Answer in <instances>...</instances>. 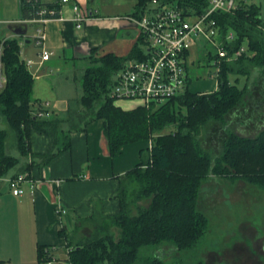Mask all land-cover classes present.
I'll return each instance as SVG.
<instances>
[{"label": "trees", "instance_id": "trees-1", "mask_svg": "<svg viewBox=\"0 0 264 264\" xmlns=\"http://www.w3.org/2000/svg\"><path fill=\"white\" fill-rule=\"evenodd\" d=\"M161 1L178 4L188 13H199L208 5L207 0ZM149 2L137 0L132 15H142ZM20 10L28 21L42 16L58 17L59 0H20ZM213 17L219 26V39L229 53L228 59L217 63L215 90L198 92L187 88L162 103L124 109L109 94L113 74L126 60L140 58L141 46L134 47L126 57L100 53L94 48L82 74V94L75 99V106L68 104L65 116L55 110H50L49 117L33 114L35 103L40 101L33 98L34 78L20 58L19 41L0 39V60L6 76L0 88V121L4 119L14 132L16 149L23 158L29 153L32 131L49 139L47 150L38 155L46 162L70 147L71 131L84 130L87 123L99 118L110 155L117 154L125 144L151 141L146 157L142 154L140 161L120 179L116 193L119 211L100 217V222L92 218L94 229L87 239L75 243L68 240L66 246L72 248L65 259L70 264H169L162 258L160 246L170 244L176 251L191 250L207 230L208 220L198 210L197 200L201 183L210 173L240 177L264 188V127L253 137L229 132L221 154L215 157L197 139L207 121H225L227 114L245 102L248 83L237 84L241 75L248 79L245 63L264 72L261 6L246 3L233 12L217 11ZM230 31L235 38L228 42L225 36ZM244 43L246 50L231 58ZM231 74L235 76L233 81ZM169 126L174 129L163 132ZM7 135V129L0 126V175L9 173L21 161L6 151ZM126 179L133 183L129 189ZM51 247L37 246L39 263L50 259L47 253ZM142 247L153 250L150 255L141 256Z\"/></svg>", "mask_w": 264, "mask_h": 264}, {"label": "crops", "instance_id": "crops-1", "mask_svg": "<svg viewBox=\"0 0 264 264\" xmlns=\"http://www.w3.org/2000/svg\"><path fill=\"white\" fill-rule=\"evenodd\" d=\"M42 1L46 3L53 0ZM136 1L59 0V16L40 22L22 17L20 0H0V39L15 38L19 41L20 58L34 78L33 98L48 101L49 107L55 103L61 105L65 100L70 101L74 92L70 91L74 88L71 81L56 79L50 73L63 67L67 72L70 67L78 65L83 68V73L94 48L100 53L111 52L126 57L134 47L141 46L139 29L128 18L134 11ZM73 4H77L80 12L86 15L80 27H76L73 20ZM14 21L27 24L25 34H16L8 28V24ZM38 27H42L45 34L41 43H37L35 38ZM43 48L51 54L42 61L40 53ZM28 60L30 63H27ZM36 80H40L42 87L48 85L54 95L43 99L38 96L35 91ZM216 88L217 79L212 88L198 92H209ZM118 101L121 100H116V104L121 106ZM126 102L129 104V100ZM136 105L130 103L121 107L130 109ZM261 105H250L249 108L254 107L251 111L253 115H240L242 121L237 125L255 123L258 126L263 121ZM233 114L237 116L235 112L230 113ZM102 128L103 121L99 118L87 123L84 130L71 131L70 147L46 162L38 155L47 150L49 139L35 130L31 132L28 155L21 159L16 170L8 174L28 171L34 179V186L31 188L25 183L23 194L18 196L10 192L6 183H0L2 264H31V261L32 264H38V245H56V258L61 257L68 262L65 259L68 240L75 243L84 238L92 218L110 216L119 211L116 193L120 179L140 161L142 154L146 157L150 140L125 144L117 154L110 155ZM239 131L235 133L247 136L242 128ZM27 164L30 165L25 170ZM225 178L246 181L240 177ZM57 207L66 212H58Z\"/></svg>", "mask_w": 264, "mask_h": 264}, {"label": "rangeland", "instance_id": "rangeland-1", "mask_svg": "<svg viewBox=\"0 0 264 264\" xmlns=\"http://www.w3.org/2000/svg\"><path fill=\"white\" fill-rule=\"evenodd\" d=\"M246 1L249 4L255 3L261 6L262 24L259 27L264 37V0ZM131 16L132 15L128 16V18ZM230 32L234 35L233 38H235V34L232 31ZM140 40L143 41L142 37H140ZM243 46L247 47L246 43H244ZM216 54L217 48L206 40H201L191 46L190 57L187 62L190 90L204 91L213 87L216 81V67L213 63ZM245 65L247 72H249L247 74L248 79L246 80L245 77L241 75L237 84L241 86L247 81L250 88L249 92H247V98L243 103L246 107L240 105L235 108L237 109L236 111H232L239 117L234 116V114L230 115V113H232L230 112L226 115L225 121L210 119L197 135V139L200 140L202 147L213 157L221 154L224 140L228 137L229 132L232 131L235 133L237 130L238 133H240L239 130L242 128L247 136L253 137L264 127V72H261L259 69L256 70L248 62L245 63ZM80 67L79 65L74 68L70 67L71 69L67 72L63 67L54 71V73H50V75L56 79L65 78L67 82L70 80L74 87L73 90L70 91L74 92L71 95L73 98L70 101H62L61 105L55 103L53 107L52 105L48 107L49 109L53 108L59 114H63L68 104H70V106L74 105L75 99L81 96L83 68ZM234 78L235 76L231 74L230 80L233 81L235 80ZM39 83L40 80L35 81V91L38 96L43 99L54 95V92L50 91L48 85L42 87ZM55 86L61 85L56 84ZM126 101L128 100H121L118 102L121 106L130 105V103L135 104L134 101L129 100V104ZM164 101L166 100L162 102ZM258 103L262 104L263 121H261L258 126H255V123L247 125L240 124V126H238L237 124L242 121L240 115H248L254 109L253 106L249 108L250 105H258ZM251 114L253 115V113ZM0 126L7 129L8 132L6 138V151L20 159H24L16 149L14 132L7 126L4 119L0 121ZM172 129H174V127L169 126L165 128L163 132H168ZM17 167V165L13 167L9 173L16 170ZM125 184L128 189L133 185V183L127 179L125 180ZM197 208L208 220L205 234L198 240L196 245L188 251H176L170 244H163L160 246L161 256L166 263L198 264V262L202 261L203 264H264V250L262 249V242L264 239L263 187L255 186L248 181L227 179L217 174L210 173L201 183ZM99 220H101V218L98 217L96 221L100 222ZM90 225L86 228L87 231L84 233L85 236L82 239H87L92 234L94 223ZM111 229L116 232V228L111 227ZM54 247L57 248L56 245ZM152 250L153 249L149 247H142L140 249V255H150ZM30 263L32 264L33 261ZM38 264L41 263L38 262ZM53 264L70 263L60 257L57 258Z\"/></svg>", "mask_w": 264, "mask_h": 264}, {"label": "built area", "instance_id": "built-area-1", "mask_svg": "<svg viewBox=\"0 0 264 264\" xmlns=\"http://www.w3.org/2000/svg\"><path fill=\"white\" fill-rule=\"evenodd\" d=\"M62 2L68 0H61ZM207 7L199 13L184 12L175 3H165L161 0H150L144 13L131 16L129 19L137 25L139 35L142 37L140 58L128 59L113 74L110 88V96L114 100H132L140 105L159 104L163 100L181 95L187 86V62L190 57L191 46L201 40L211 42L217 48L214 58L216 71L217 63L222 59H228V49L219 39V26L213 17L217 11L233 12L246 4V0H207ZM73 20L76 27H80L86 15L80 12L78 5L73 4ZM50 17H39L34 21L44 22ZM233 34L229 32L225 41L231 42ZM36 42L41 43L44 38L42 27L36 29ZM246 50L241 45L232 54L236 58ZM2 45L0 43V55ZM51 52L43 48L41 60L50 57ZM30 63V60L27 61ZM6 76L2 71L0 60V88L4 86ZM48 101L35 103L33 114L38 117H49L51 114ZM150 147V146H149ZM6 183L10 192L14 195H22L24 184L28 183L32 188L34 179L28 171L16 172L11 175H0V183ZM58 212L65 213L66 210L57 207ZM47 255L50 259L44 264H53L57 258L56 248L52 246ZM66 253L71 247H65Z\"/></svg>", "mask_w": 264, "mask_h": 264}, {"label": "water", "instance_id": "water-1", "mask_svg": "<svg viewBox=\"0 0 264 264\" xmlns=\"http://www.w3.org/2000/svg\"><path fill=\"white\" fill-rule=\"evenodd\" d=\"M8 28L16 34L23 35L26 33L27 24L25 22L14 21L8 24ZM262 248L264 249V241Z\"/></svg>", "mask_w": 264, "mask_h": 264}, {"label": "bare ground", "instance_id": "bare-ground-1", "mask_svg": "<svg viewBox=\"0 0 264 264\" xmlns=\"http://www.w3.org/2000/svg\"><path fill=\"white\" fill-rule=\"evenodd\" d=\"M189 88V87H188ZM116 101V100H115ZM132 101V100H131ZM67 247H71V246H67ZM72 248V247H71Z\"/></svg>", "mask_w": 264, "mask_h": 264}]
</instances>
